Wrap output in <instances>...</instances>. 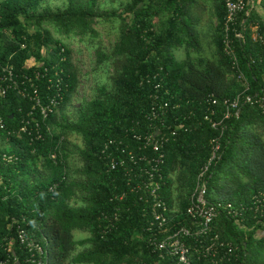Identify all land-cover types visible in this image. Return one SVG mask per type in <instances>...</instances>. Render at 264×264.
<instances>
[{"label":"trees","instance_id":"trees-1","mask_svg":"<svg viewBox=\"0 0 264 264\" xmlns=\"http://www.w3.org/2000/svg\"><path fill=\"white\" fill-rule=\"evenodd\" d=\"M213 2L214 51L208 58L200 52L195 0H124L118 9L103 8L101 0H65L55 8L46 0H0V63L27 72L29 92L37 87L43 102L62 77L58 113L45 122L52 132L32 142L8 136L10 152L18 156L12 164L1 161L0 146V260L8 257V220L17 217L43 245L46 264H174L151 250L148 237L158 228L150 227L148 200L130 191L122 170L110 169L101 154L109 139L128 140L149 122L145 115L158 95L167 102L162 132L183 125L162 150L164 228L189 224L185 209L196 174L209 157L211 140L219 136L220 158L210 170L205 198L246 209L240 221L220 213L212 222V229L237 245L231 259L217 264H264V0H254L252 7L248 1V14L239 12L227 30L237 68L223 50L224 3ZM113 19L119 20L118 33L105 46L97 25ZM72 39L93 46L92 70L107 78L94 85L90 98L70 108L83 77L71 59ZM177 48L185 50L181 60L174 55ZM238 95V107L224 118L228 101ZM31 106L10 90L0 101V116L7 127H16ZM211 110L221 121V135L204 119ZM70 135L80 137L82 145L72 143ZM74 152L79 165L72 164ZM75 230L87 235L75 239ZM14 252L23 264V249L15 244ZM191 258L192 264H214Z\"/></svg>","mask_w":264,"mask_h":264},{"label":"built area","instance_id":"built-area-1","mask_svg":"<svg viewBox=\"0 0 264 264\" xmlns=\"http://www.w3.org/2000/svg\"><path fill=\"white\" fill-rule=\"evenodd\" d=\"M222 1L226 10V33L223 39V50L230 58L232 66L237 68V56L227 30L239 12L245 11L248 14L247 4L250 2L252 7L254 0H248L249 2L246 0ZM236 35L239 38L241 37L240 33ZM32 64H34L33 59L26 63V68L28 69ZM54 75L58 76V72H54ZM38 77L39 71L36 72L35 79ZM237 77L246 82L242 72H237ZM30 80L31 77L27 72L18 74L8 63H0V101L6 97L8 91L13 90L32 102L31 108L26 112L25 117L21 118L16 127H7L0 116V131L4 133V137H0V146L4 148L1 161L6 164L18 161V156L10 152L8 136H25L29 142L42 140L46 132H52L51 126L45 122L51 114L58 113L57 107L62 100V86L59 85L62 77H58L54 93L48 95L45 102H43L37 87L29 92L26 83ZM49 81H51V78H48L47 82ZM33 84L34 82H31V86ZM250 99V97H246L247 101H250ZM153 100L148 113L145 115L146 120L149 122L143 124L139 132H133L128 140L109 139L101 149V154L109 162L110 169L118 168L122 170L124 177L127 179L126 186L130 191L139 193L141 197L144 196L148 200L151 215L150 227L157 225L158 228L148 237L153 252H158L161 258L167 256L174 259V264H192L191 255H194L196 260L206 259L214 264L229 260L235 255L237 245L222 238L219 232L214 228L212 229L211 224L220 213H226L225 215L240 221L242 211L246 208L244 206L236 208L230 203H210L205 198L210 170L220 158L219 136L211 140L209 157L196 174L195 185L189 196V204L185 209V216L189 220V224H178L177 227L175 226L174 229H169V231L164 228L168 223L166 216L168 208L160 195L162 185L161 167L164 158L162 150L169 140V136L175 135L176 129L181 128L183 125L176 126L175 130L170 131V134L163 133L161 129L163 125L162 118L167 113V102H162L158 95H154ZM238 104L239 95L229 100L224 118H228L230 110L237 108ZM214 114V110H211L204 115V119L209 122L212 128L218 129L221 126V121L214 119L212 117ZM43 126L44 130L42 129ZM219 131L221 135L223 126L219 128ZM54 156L55 153H52L51 157ZM57 185V183L52 184L49 186V190L53 191ZM259 201V199H256L255 209H257ZM262 212H264L263 205ZM8 229L11 233L5 238V250L8 257L1 259L0 264H19L18 257L14 252L15 244L25 252L26 256L23 264H46L43 245L27 234L17 217L9 218ZM147 230H150V228ZM160 234L163 237L159 239Z\"/></svg>","mask_w":264,"mask_h":264},{"label":"rangeland","instance_id":"rangeland-1","mask_svg":"<svg viewBox=\"0 0 264 264\" xmlns=\"http://www.w3.org/2000/svg\"><path fill=\"white\" fill-rule=\"evenodd\" d=\"M65 0H46V3L51 7H60L63 5ZM124 0H101L102 7L106 9H118L120 6V2ZM118 19L107 20L102 24L97 25L100 31V39L101 42L105 46H109L117 36L118 33ZM201 31L204 30V25L201 24L200 27ZM200 44H201V54L205 57L210 58L214 51L213 44L210 43L209 37L207 35H200ZM70 47L72 48V55L71 59L74 66L80 69L83 77L81 79V83L78 86L76 92L74 93L72 100L70 102V108L77 106L81 100L84 98L88 99L93 94V87L96 83L104 82L107 78L105 72L101 70H92L94 65V54H93V46L90 45L89 47L84 42H77L76 39L70 40L69 43ZM195 53L192 52V55ZM174 55L177 59L181 60L185 57V50L184 49H175ZM68 139L72 142L77 144L78 146L82 145V141L80 137L76 135H70ZM72 149L73 147L70 146ZM72 164L79 165L80 162L77 159V153L74 152L71 156ZM73 235L75 239L81 238L86 236L87 234L80 230L73 231Z\"/></svg>","mask_w":264,"mask_h":264},{"label":"crops","instance_id":"crops-1","mask_svg":"<svg viewBox=\"0 0 264 264\" xmlns=\"http://www.w3.org/2000/svg\"><path fill=\"white\" fill-rule=\"evenodd\" d=\"M195 9L194 13L198 16V31L199 37L200 35H207L209 37L210 43L212 44L211 37L212 31L214 30L215 24V16H214V2L213 0H195ZM204 25L203 32L199 28L200 25ZM177 49H184V48H177Z\"/></svg>","mask_w":264,"mask_h":264}]
</instances>
